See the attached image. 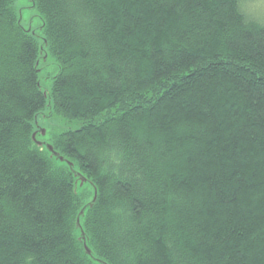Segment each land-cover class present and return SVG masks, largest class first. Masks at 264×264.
I'll return each instance as SVG.
<instances>
[{
	"label": "trees",
	"instance_id": "obj_1",
	"mask_svg": "<svg viewBox=\"0 0 264 264\" xmlns=\"http://www.w3.org/2000/svg\"><path fill=\"white\" fill-rule=\"evenodd\" d=\"M28 1L38 32L0 0V264H264V20ZM51 113L81 120L46 140L64 160L31 136Z\"/></svg>",
	"mask_w": 264,
	"mask_h": 264
},
{
	"label": "rangeland",
	"instance_id": "obj_2",
	"mask_svg": "<svg viewBox=\"0 0 264 264\" xmlns=\"http://www.w3.org/2000/svg\"><path fill=\"white\" fill-rule=\"evenodd\" d=\"M15 5L20 11L22 24L27 28L34 27L38 32L39 28H37V26L40 24V19L36 10L29 5V1L16 0ZM243 6L247 12L251 13L252 16L257 17V19L259 18L262 21L264 20V5L260 4V0H245L243 2ZM56 70L57 65L54 60L49 57L46 61V65L39 72L41 85L44 90L49 89L51 78L48 76L54 75ZM34 122L35 126L38 124L45 129V134L39 136L40 140H47L50 136V132L58 133L64 129L77 128L81 124V120L68 119L56 113L48 114V117L39 115L38 119Z\"/></svg>",
	"mask_w": 264,
	"mask_h": 264
},
{
	"label": "water",
	"instance_id": "obj_3",
	"mask_svg": "<svg viewBox=\"0 0 264 264\" xmlns=\"http://www.w3.org/2000/svg\"><path fill=\"white\" fill-rule=\"evenodd\" d=\"M41 51H42V49H41ZM46 59V56H44L43 57V60H45ZM39 63V60H37V62H36V65ZM38 71H40V69H37ZM44 94L46 95V91L44 90ZM35 121H36V119H35ZM37 134H45V129L44 128H42L40 125H38L37 124V126H36V129L32 132V139L34 140V142L37 144V145H39L40 147H46L47 149H48V151L50 152V155L51 156H55V157H57L59 160H64V157L63 156H61L54 148H53V146H52V144L51 143H49L48 141H46V140H40L39 138H37L36 137V135ZM68 164L70 165V166H72V162H70V161H68ZM74 174L80 179V184H83L84 182H85V180H86V178L84 177V176H82V174L81 173H79V172H74ZM96 197H97V190H96V188H94V193H93V197H92V199H91V201H89L86 205H84L82 208H81V210H80V215H83V213H84V210H85V208L87 207V206H91L93 203H94V201H95V199H96ZM76 225L78 226V227H80V222H79V217H77V220H76ZM81 239H82V241H83V246H84V249H85V251H86V253L87 254H90L91 253V250H90V248L87 246V244H86V237H85V235H84V233L82 232V234H81ZM104 264H106V263H104Z\"/></svg>",
	"mask_w": 264,
	"mask_h": 264
},
{
	"label": "snow or ice",
	"instance_id": "obj_4",
	"mask_svg": "<svg viewBox=\"0 0 264 264\" xmlns=\"http://www.w3.org/2000/svg\"><path fill=\"white\" fill-rule=\"evenodd\" d=\"M230 6L234 9L235 0H229Z\"/></svg>",
	"mask_w": 264,
	"mask_h": 264
},
{
	"label": "clouds",
	"instance_id": "obj_5",
	"mask_svg": "<svg viewBox=\"0 0 264 264\" xmlns=\"http://www.w3.org/2000/svg\"><path fill=\"white\" fill-rule=\"evenodd\" d=\"M260 4L264 5V0H260Z\"/></svg>",
	"mask_w": 264,
	"mask_h": 264
}]
</instances>
